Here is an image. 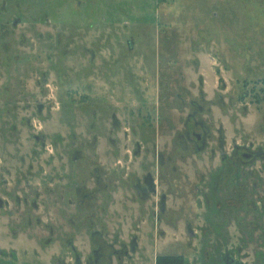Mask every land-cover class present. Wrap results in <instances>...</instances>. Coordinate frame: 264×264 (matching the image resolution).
Listing matches in <instances>:
<instances>
[{
	"label": "rangeland",
	"instance_id": "obj_1",
	"mask_svg": "<svg viewBox=\"0 0 264 264\" xmlns=\"http://www.w3.org/2000/svg\"><path fill=\"white\" fill-rule=\"evenodd\" d=\"M2 3L3 254L34 248L17 264H74L71 239L86 256L88 212L73 217L60 178L76 172L81 194L89 193L97 167L93 229L106 242L135 230L138 254L128 264L177 255L219 264L224 254L264 264V0ZM195 109L208 131L200 151L185 137ZM235 148L256 154L239 163L238 189L220 179L221 155ZM118 161L156 173L166 200L157 229L151 207L125 196L121 175L108 185L113 193L102 190ZM0 264L11 262L0 256Z\"/></svg>",
	"mask_w": 264,
	"mask_h": 264
},
{
	"label": "flooded vegetation",
	"instance_id": "obj_2",
	"mask_svg": "<svg viewBox=\"0 0 264 264\" xmlns=\"http://www.w3.org/2000/svg\"><path fill=\"white\" fill-rule=\"evenodd\" d=\"M4 3L0 5V9L3 8ZM166 84V83H165ZM167 87V85H163V88ZM177 95L175 98L177 99ZM179 98V97H178ZM193 105V103H192ZM195 107V106H194ZM198 113V110H193V113H191L187 119H186V125L188 123H191V126L188 128V130L185 132V137L189 143L193 145L195 150L200 151L205 148L206 145V139H207V128L203 121L196 119V115ZM135 157H139L140 151H137L136 153L133 152ZM256 154L249 153L245 151H240L238 148H235L233 150L232 155L228 156L225 154L221 155V182H227V181H234L233 186L238 189V186L240 184L239 180V163H248L251 161H254L256 158ZM72 163H75L77 161V154H73L71 157ZM118 164L115 165V168L112 171V175L110 178H107V184L103 187V191H108L113 193L114 188L112 186H108L113 182V180H116L119 182L120 175L122 176V179L125 180V183H123L126 187H124L126 197L131 198L132 200L135 199L138 201V205L146 210L150 206L151 208L148 209L149 213V219L152 221V224L157 229L158 223L161 215L165 212V202L166 200L163 199V195L161 194V191L159 189V184L156 180V173H152L150 170H145L143 173L138 172H131L129 167H119L118 165L120 162H117ZM155 164L158 163L155 161ZM76 172L73 173L72 178L68 175L66 178H60V182H64L65 185H68L71 190L70 195L73 196V199H68L67 202L70 204L69 206L73 207L74 209V215L79 216V213H82V211H87V215L85 217V223H88V229H89V250L86 256L81 258L80 256H77V250L76 247L72 244L71 239H66V248L70 250L67 253H73L74 255V264H128L131 262V260L138 254V245H137V235L134 234L135 230L132 231V236L129 234V232L126 234L127 240L120 239L119 233H115L114 237H112L111 242H106L103 239L102 233L98 230L93 229L96 222V216L95 212L92 210V201L95 196V193L98 192V187L102 184V173L99 168L94 167L92 168V171L90 170V179L92 180V189L93 191H90L89 193L81 194V183L79 180H77V177L75 176ZM81 180V179H80ZM229 186V184H228ZM234 190L235 195H238V190ZM62 200V198H61ZM64 200V198H63ZM231 205V203H228L227 205ZM129 205H126L127 211H124L122 215L127 216L130 215L131 211L129 210ZM116 212H119L116 210ZM111 215H114V211L111 212ZM140 217V214H136V217ZM72 217V218H73ZM70 218L69 224L71 226H75V222L73 219ZM95 219V220H94ZM154 232H156L155 229H153ZM129 238V239H128ZM65 248V246H64ZM65 248V250H66ZM31 250L33 254L35 255L34 248H30V251L24 250V251H18L17 250V256L20 259H25L24 257L28 256L29 253H31ZM20 252V253H19ZM3 251H0V256H3L6 260H10L11 264H17L18 257L16 254L13 253V249L9 250L10 255L3 254ZM23 256V258H22ZM161 259L168 260L167 264H189L186 260H184L181 256L176 257H161L156 256L154 258V264H162L160 263ZM27 260V259H26ZM197 259H194V264L196 263ZM219 264H246L241 261H238L234 259L229 254H224L221 257Z\"/></svg>",
	"mask_w": 264,
	"mask_h": 264
},
{
	"label": "trees",
	"instance_id": "obj_3",
	"mask_svg": "<svg viewBox=\"0 0 264 264\" xmlns=\"http://www.w3.org/2000/svg\"><path fill=\"white\" fill-rule=\"evenodd\" d=\"M160 263H168V260H166V259H161V260H160Z\"/></svg>",
	"mask_w": 264,
	"mask_h": 264
}]
</instances>
